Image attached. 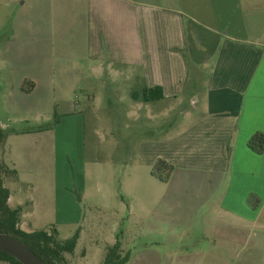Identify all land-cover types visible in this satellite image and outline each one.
I'll return each instance as SVG.
<instances>
[{"label":"crops","instance_id":"crops-1","mask_svg":"<svg viewBox=\"0 0 264 264\" xmlns=\"http://www.w3.org/2000/svg\"><path fill=\"white\" fill-rule=\"evenodd\" d=\"M7 18L0 128L2 159L16 172L5 186L24 189L18 197L8 189V205L23 207L20 229L54 227L59 236L81 220L85 113L101 98L91 90L102 85L116 96V82L127 80L135 83L129 89L162 92L153 101L129 96L133 116L158 121L154 109L178 116L172 128L145 126V137L117 143L127 164L140 165L128 174L134 187L158 159L173 166L159 180L170 189L162 200L170 216L156 223L172 229L153 234L165 245L153 250L154 264H237L244 248L256 247L251 230L244 237L228 230L264 209V152L247 146L264 133V0H0V20ZM192 29L197 43L189 47Z\"/></svg>","mask_w":264,"mask_h":264},{"label":"rangeland","instance_id":"rangeland-1","mask_svg":"<svg viewBox=\"0 0 264 264\" xmlns=\"http://www.w3.org/2000/svg\"><path fill=\"white\" fill-rule=\"evenodd\" d=\"M12 22L13 20L9 18L0 20V43L10 33ZM190 32L188 46L193 47L197 43V33L193 29ZM200 76L196 69L192 72L191 79L198 81ZM127 82V80L116 82L115 87H118L116 96H113L112 91L109 94L102 93V85L101 87L94 85L91 90L94 94V89H97L96 92L101 98L94 101L96 106L93 107L92 113H85L83 169L79 173L81 177L79 176L80 180L77 184L78 188L81 187L79 192L82 198L80 201L82 218L74 226L61 228L59 231L60 238L71 237L77 232L75 248L71 254L67 255L70 264H102L108 248L113 249L115 245L119 248L120 256L128 253V260L124 264H139L140 250H143L144 254L147 252L142 264H154L153 250L155 248L162 250L165 245L159 243L158 237L153 234L163 229H172L156 223L157 219L166 220L169 215L162 207V200L168 195L170 189L167 190L165 186H162L160 182L162 180L159 178L151 177L153 166L146 172L147 175L140 182V186L134 187L136 181H129L128 174L133 169L140 171V165L137 162L131 166L127 164L119 153L121 150H117V143L122 146L123 140H127V143L131 140V143H134L143 135L145 137L147 133H140L145 126L155 127V129L157 127L172 128L171 125L178 117L177 111L166 112L165 110L159 113L154 109L150 116L157 117L158 121L146 120L145 115H140L139 112L133 116L132 111L136 102H133L129 96L132 91L136 90L135 92L138 93L142 91L137 86L135 90L129 89L135 83L130 85ZM109 87L114 88V84H110ZM1 101L0 94V116H3L5 109ZM50 119L52 122L53 115ZM43 124L44 122L41 121L37 125ZM128 127L131 128L130 139L126 136ZM154 134L158 137L162 136L160 133ZM70 150L71 147H69ZM69 174L77 177L78 173L69 169ZM129 182L131 190L128 187ZM74 184L73 179L71 185ZM106 185H109L111 195L106 193ZM7 187L11 192L15 189L13 194L16 197L20 196L18 191H24L11 181L7 183ZM73 191L75 192L74 188ZM200 216L202 213H199L197 220ZM253 216H256L255 220L249 225L242 222L238 228L228 230L243 237L247 230H251L260 238L255 248H244L242 258L237 259L240 264H264V209L258 215L254 213L248 218L254 219ZM219 218V214L213 215V219ZM178 231H183L182 235L188 236L192 229L179 228ZM0 264L9 263L0 261Z\"/></svg>","mask_w":264,"mask_h":264},{"label":"trees","instance_id":"trees-1","mask_svg":"<svg viewBox=\"0 0 264 264\" xmlns=\"http://www.w3.org/2000/svg\"><path fill=\"white\" fill-rule=\"evenodd\" d=\"M152 91H157L156 96H151ZM138 92L132 91L131 98L137 100ZM141 99L153 101L162 97L160 87L145 88L142 90ZM6 133L0 128V231L7 232L24 242L44 264H70L67 255L71 254L77 241V232L68 238H60L54 227L48 229H38L24 231L19 228V223L23 213L22 206L10 207L7 203L9 191L5 182L15 178L16 172L11 169L2 159V145ZM247 146L255 153L264 152V133L255 132L247 141ZM173 166L163 159H158L151 169V174L162 181H166ZM128 260V253L120 256L117 245L108 248L106 257L102 264H124ZM0 261L9 264H21L9 254L0 251Z\"/></svg>","mask_w":264,"mask_h":264},{"label":"water","instance_id":"water-1","mask_svg":"<svg viewBox=\"0 0 264 264\" xmlns=\"http://www.w3.org/2000/svg\"><path fill=\"white\" fill-rule=\"evenodd\" d=\"M0 251L9 254L21 264H44L24 242L3 231H0Z\"/></svg>","mask_w":264,"mask_h":264}]
</instances>
